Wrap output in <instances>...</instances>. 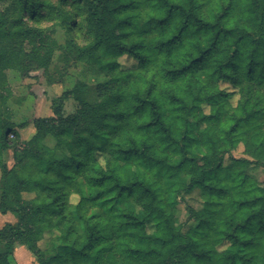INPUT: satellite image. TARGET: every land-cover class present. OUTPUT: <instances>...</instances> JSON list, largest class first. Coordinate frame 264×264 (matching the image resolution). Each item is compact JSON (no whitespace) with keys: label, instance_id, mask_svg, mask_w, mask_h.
Listing matches in <instances>:
<instances>
[{"label":"trees","instance_id":"obj_1","mask_svg":"<svg viewBox=\"0 0 264 264\" xmlns=\"http://www.w3.org/2000/svg\"><path fill=\"white\" fill-rule=\"evenodd\" d=\"M44 22L110 79L94 103L84 85L59 96L28 140L0 95V213L17 218L0 229V264L17 246L38 264H264V179L251 174L264 176V0H15L0 13L1 89L7 70L47 69L61 49ZM197 189L201 208L178 225Z\"/></svg>","mask_w":264,"mask_h":264},{"label":"rangeland","instance_id":"obj_2","mask_svg":"<svg viewBox=\"0 0 264 264\" xmlns=\"http://www.w3.org/2000/svg\"><path fill=\"white\" fill-rule=\"evenodd\" d=\"M14 7L15 0H0V13H12ZM53 24L52 22L39 24L41 27L55 28L53 36L61 46V49L57 50L52 56L48 68L31 71L26 76H23L20 70L9 69L5 72V86H3V89L0 88V95L6 96V101L1 104L3 118H9L18 128L21 125L24 126L23 129H19L22 132V140L29 139L34 135L36 130L32 125L33 120L53 115L52 103L59 96L73 89H79L81 85H84L87 100L90 103H94L97 101V87L110 79L107 74L99 69L95 62L87 58H81L77 49L71 48L65 28L53 26ZM76 35L75 41L79 48L85 47L89 36L85 31L81 32L79 29ZM23 47L27 52L31 49V46L27 43H24ZM119 63L125 68H134L137 64L136 61L126 56L121 57ZM219 86L223 91L232 90L231 85L226 82H221ZM77 107L76 101L73 98H69L65 102L64 116L74 113ZM14 139V135L9 137V140L12 142H14ZM46 143L51 147L55 145V141L51 138H48ZM243 151L244 148L240 146L233 153L234 157H243ZM4 161L9 166H12L15 161L14 151H6ZM251 174L259 181H263L264 179L261 169L255 168L251 171ZM188 180V177L183 175L177 181L186 183ZM170 198L174 201L176 200L175 195H171ZM77 201L78 198L75 197L74 202ZM201 203L200 190L197 189L190 194H185L184 200L180 201L176 212L177 224H183L187 220L186 206L200 209ZM10 223H17L16 216L12 213H0V229ZM193 226H195V223L190 222L187 229ZM48 238L49 236L47 235L46 239L40 244L42 248L46 245ZM21 247L17 246L15 257L11 261V264H38L37 256L33 255L25 247Z\"/></svg>","mask_w":264,"mask_h":264},{"label":"crops","instance_id":"obj_3","mask_svg":"<svg viewBox=\"0 0 264 264\" xmlns=\"http://www.w3.org/2000/svg\"><path fill=\"white\" fill-rule=\"evenodd\" d=\"M47 117H49V116H47ZM47 117H44V118H47ZM51 117V116H50ZM20 132V134H22V132L21 131H19ZM30 139V138H29ZM23 140H28V139H23ZM9 214V213H8ZM11 224V223H10ZM21 248H24V247H21Z\"/></svg>","mask_w":264,"mask_h":264}]
</instances>
